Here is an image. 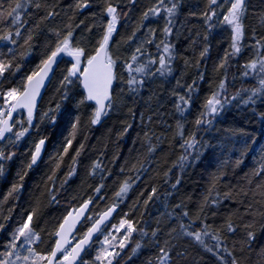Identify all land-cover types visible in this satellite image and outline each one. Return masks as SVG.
Masks as SVG:
<instances>
[{
    "label": "trees",
    "instance_id": "trees-1",
    "mask_svg": "<svg viewBox=\"0 0 264 264\" xmlns=\"http://www.w3.org/2000/svg\"><path fill=\"white\" fill-rule=\"evenodd\" d=\"M76 2L77 0H49V3L57 5L55 10L60 15L42 25L45 32L47 33L48 28L65 29L68 23L75 25L83 21L84 23L74 31L77 39L86 27L91 26L92 33H98L99 21L107 19L106 15L102 16L103 0H88L89 7L81 10L74 9ZM112 2L118 3L121 10L120 26L115 39L127 37L137 28V37L143 38L149 29H152L155 40L146 47L155 55V44L165 39L163 29L166 26V14L163 11L160 16L154 17L150 14L149 19L143 21V28H140V25L142 13L156 4L157 0H137L135 5L129 3V0ZM175 2L179 6L177 14L172 18V34L165 41L173 46L176 55L172 62V74L165 77L157 75L147 80L139 94L129 93L126 83H114L119 97L116 101L117 108L104 116L98 124L92 125L90 122L92 109L83 106L77 108L71 96L68 100H62L60 92L57 91L62 75L70 66L66 63L69 59L65 57V62L56 67L51 83L34 113L33 125H39V131L35 127L31 128L15 148L5 145L6 153L15 151L16 155L6 162L5 174L0 176V224L4 225L0 231V252L4 251V245L10 240L14 229L33 209L37 213L33 218V226L46 241L39 247L45 249L47 242L52 239L48 232L52 231L53 226L62 222L68 210L77 208L83 199L92 197L93 204L89 215L93 217L113 204L119 208L104 230L121 219H128L136 228L117 257L119 264H149V261L155 264L159 253L158 246L152 243V231L158 230L156 239L162 246L164 240L170 239L168 232L171 228L179 230L180 223L188 225L192 219H196L199 205L208 193L213 177L220 173H223L217 184L221 193L220 203L206 207L203 213H199L201 219L207 216L205 222L212 225L211 231L219 228L233 209L239 208L243 211L246 205L224 199L222 194L228 191L233 194L238 192L240 186L245 184L246 175L251 174L264 156V96L254 97L255 103H245L251 90L258 87V83L254 77L246 78L242 75L243 65L255 55L256 40L264 42V0L245 1L247 10L243 17L245 36L242 51L235 57L229 56L225 66L226 91L221 99L227 97L228 103L224 104L223 110L216 115L210 126L205 125L199 130L195 126V119L204 111L205 101L213 92L219 91L220 80L225 78V69H217L225 54L232 51L231 34L229 30L220 29V23L215 17L210 22L214 27L209 28L206 24L202 13L207 7V0ZM165 3L170 6L169 0H165ZM33 11L29 10L30 13ZM44 14L45 11H40L30 18L23 17L28 20L25 29L31 27L39 15ZM69 16H73L72 21H69ZM92 33L84 31L83 36L87 37ZM37 39L36 46L23 59H20V53L25 49L16 46L17 60L21 68L10 78L11 83L4 85L5 88L19 83L42 59L43 38ZM135 43L136 41H132L131 44H123L121 51H132ZM7 47L13 46L0 42V52H7ZM205 47L208 51L201 57L200 53ZM162 48L163 45L161 51ZM120 72L126 79L127 73L123 69H120ZM189 86L193 89L191 93L188 91ZM120 89L124 91L120 92ZM234 95L235 100L232 99ZM179 96L191 97L188 105H182L185 109L183 115L176 109V103L180 102ZM57 103L61 104V108L50 112L49 109H55ZM45 112H48L49 116H55V123L50 122L47 117L41 120ZM69 114L72 115L71 122L74 123L75 117L79 116L80 123L68 155L58 161L71 132ZM15 119L21 120L26 126L27 118L23 111H19ZM178 121L183 125V139L177 130ZM19 127L17 125L14 131ZM145 133L148 134L147 137ZM191 133H195L197 143L193 149H187L186 152V146L181 145ZM41 135L46 139L45 153L36 168L28 169L26 165L30 162L34 143ZM149 139L155 146V152L151 154L148 153ZM81 144L84 145L83 148H80ZM76 150L80 151V155L73 164L71 158L75 156ZM197 154L198 159L193 162V157ZM182 155H188V163L183 171L180 168ZM237 160H242V163L237 164ZM97 163L100 167L95 169L94 175H90L94 164ZM142 164L144 170H141ZM73 168L74 173L69 175ZM18 172H27L23 181H19ZM177 179L179 184H176ZM126 180L131 184V188L121 200L115 193ZM14 183H22L23 187L5 201L4 197ZM174 184L176 187H173ZM100 185L103 187L97 194L95 188ZM152 188H156V193L144 204ZM52 194L55 195V200L52 199ZM258 207L259 205H255L254 210ZM182 211H187L189 217H183ZM251 219L252 217L244 216L242 222H237L242 224ZM198 226H202L199 219L193 224V228L197 229ZM141 230L147 231L149 235L142 236ZM251 230L254 239L249 244L252 259L255 261L257 253L264 249V218L257 215L255 227ZM247 231L242 226L238 227L235 233L221 231V246L226 245L232 250L235 245V254L239 257V249L248 247V244L244 243L247 240ZM100 235L83 257L89 264H98L94 257ZM205 242L209 245L216 243L211 237H206ZM137 243H140L141 247L133 253L132 249ZM185 247L188 264H220L211 253L195 243L189 241L185 243ZM244 255L247 256L248 253ZM241 264H245V261L241 260Z\"/></svg>",
    "mask_w": 264,
    "mask_h": 264
},
{
    "label": "snow or ice",
    "instance_id": "snow-or-ice-1",
    "mask_svg": "<svg viewBox=\"0 0 264 264\" xmlns=\"http://www.w3.org/2000/svg\"><path fill=\"white\" fill-rule=\"evenodd\" d=\"M137 0H129V3L135 5ZM170 6L165 3V0H157V3L149 7L142 13L141 26L143 21L152 16H160L161 11L166 14V26L163 29L165 39L160 43H156L155 47L157 53H151L146 45L154 43L155 36L152 29L143 38L137 37L139 28L133 30L127 37L121 36L119 40L115 39L118 35V26H120L121 10L118 3H113L112 0H103L102 16L106 15V21L101 19L99 21L100 31L92 33V27L82 29L81 36L77 39L74 36L75 28L80 27V24L73 25L68 23L65 29L48 28L47 33L42 25L46 21L53 20L60 13L55 9L57 7L54 3H49V0H0V42L7 47V52H0V176L5 174L6 162L11 161L16 155L15 151H5V145L15 148L16 145L29 133L33 127L39 131V125H33L34 112L37 109V100L41 97V90L46 87L45 81L51 83L50 73H53L54 66L59 67L60 63L65 62L64 58L68 57L66 61L70 66L66 68L65 74L59 82L57 89L61 94L62 100H68L70 96L75 101L76 107H88L92 109L90 122L96 125L101 121L103 116H107L110 111L117 108L116 101L119 98L114 83L117 81L127 84V91L132 94H139L144 88L146 81L159 75L165 77L171 75L173 68L172 62L176 58L173 51V46L165 42L167 37L172 34L171 25L173 17L177 14L178 3L175 0H169ZM76 10L89 7L88 0H77L73 6ZM34 10L32 13L29 10ZM245 0H207V7L202 15L209 28L215 25L210 22L215 17L219 23L225 24L230 27L231 34V53H226L223 61L218 65V69H225L224 79L219 82V91H215L205 101L204 111L195 119V126L197 130L205 125L210 126L224 107L228 103L227 97L221 99L222 94L226 91V64L229 61V56L235 57L241 53L243 47V40L245 36V26L243 24V17L246 13ZM45 11L44 15H39L36 22L29 28L25 29L28 20L23 17L30 18L31 15ZM75 12L73 13V16ZM127 15V13H124ZM73 16H69V21H72ZM87 31L92 33L90 36H83V32ZM50 34V35H49ZM38 37H42V59L28 74H25L19 81L11 87L5 88V84L11 83L10 78L14 77L20 71L21 64L17 60L16 46L25 49L20 53V59L25 58L30 54L31 50L36 46ZM207 40V36H205ZM134 44V50L130 52H122L123 44ZM161 45H163L161 51ZM208 49L205 47L201 51L200 56L203 57ZM187 63V62H186ZM158 65V66H157ZM198 66V62H197ZM244 77L252 76L256 79L258 87L251 90V94L245 103H255L254 97L260 95L264 96V42L256 40L255 55L246 64L243 65ZM123 69L127 73V77L123 76L120 72ZM7 73V75H6ZM200 78L203 76L200 74ZM195 83V82H193ZM179 85V81H177ZM82 89V91H81ZM120 89V92H123ZM189 93L193 91L192 86L188 87ZM191 97L179 96V101L176 103V109L183 115L184 108L182 105H188ZM233 100L236 99L234 95ZM61 104L57 103L55 109H49L50 112L58 111ZM23 110L27 114L26 126L21 120L14 118L13 114ZM47 117L50 122L55 123V116H49L45 112L41 117L43 120ZM69 121L71 123V132L69 138L63 147L62 153L58 156V161H62L65 155H68L69 147L75 139L77 127L80 123L79 116L75 117V122L72 121V115L69 114ZM19 125L20 127L14 131V128ZM131 125H128L130 127ZM177 130L181 138H184L183 125L178 121ZM127 131V128H125ZM146 137L148 136L145 133ZM159 139V138H158ZM46 143V139L41 135L37 142L34 143V150L31 151L30 162L26 167L31 169L33 165L41 157V152ZM197 139L195 133H191L188 139L184 140L181 147L193 149ZM84 145L81 144L80 148ZM247 151V144L245 143L244 152ZM155 152L149 139L148 153ZM244 153H242L243 155ZM80 155V151L76 150L72 162L76 163V157ZM198 159L197 156L193 157V162ZM180 168L183 171L185 165L188 163V155L180 157ZM237 164L242 163V160H237ZM56 167H59L57 162ZM100 165L94 164L93 171L90 175L95 174V169ZM141 170H144L143 164ZM75 169H71L69 175L74 173ZM123 171V168L121 169ZM19 181H23L27 172L17 173ZM167 175V173H165ZM220 175L214 176L209 187L208 193L204 196L203 201L198 208L196 219L188 225L184 223L179 224V230L171 228L168 232L170 239H166L163 245H160L156 239L157 231L153 230L151 236L152 243L158 246V255L155 258V264H188V253L185 243L192 242L202 248L204 251L211 253L220 264H241V260L245 264H264V249L257 253V259L253 261L251 256V246L249 242L254 239V233L251 229L255 227V217L259 215L264 218V156L257 167H255L251 174L246 175L245 184L240 186L238 192L233 194L232 191L224 192L223 198L233 200L241 205H246L241 211L239 208L233 209L231 213L225 218L223 224L215 229L212 225L207 224V216L202 219L199 213H203L204 209L208 206H215L220 203L221 193L217 188ZM139 173L137 174V178ZM103 178V177H102ZM52 177H49L51 180ZM177 179L176 184H179ZM22 183H14L8 191L4 200L13 197V194L22 188ZM101 187L95 188L97 194L100 193ZM173 187H176L174 184ZM131 184L126 180L120 186L119 190L115 193L121 200L127 195ZM156 188H152L151 194L148 199L144 201L147 204L152 196L155 195ZM259 197V199H257ZM55 195L52 194V199L55 200ZM239 198V199H237ZM93 203V198L88 197L83 199L78 208H71L67 211V215L63 217L62 222L54 225L52 231L48 235L52 237L51 241L47 242V247L41 249L39 246L44 245L46 241L33 226V218L36 216V210L33 209L25 219L17 226L11 233L10 240L4 245V251L0 252V264H89L88 260L81 257V253H85L90 246L95 233L101 232V226L105 221L111 217L116 209V205L108 207L105 211L100 213L97 218L92 215H86L89 211L90 204ZM259 205L258 208L254 206ZM180 207V205H177ZM183 217H189L187 211H182ZM244 216L252 217L247 222L238 223L243 221ZM235 217L236 219H233ZM7 219V217H5ZM199 219L202 226L197 229L193 228V224ZM83 221V222H82ZM77 224H80V229L77 230ZM243 227L248 230L246 232L247 240L244 241L248 247H241L239 249L241 255L238 257L235 253L237 251L235 245L232 250L222 245L220 232L226 230L228 233H235L238 227ZM113 231L103 234V241L101 247L96 252L94 257L95 262L98 264H119L117 257L120 252L125 248L126 242L129 237L136 231L133 223L128 219H121L119 225L113 224ZM4 228L0 224V231ZM74 230L77 235H73ZM124 230V234L120 237L114 233H120ZM46 231V229H41ZM141 235L146 237L149 235L147 231L141 230ZM71 237V239H70ZM78 237V238H77ZM206 237H211V240L216 241L215 245H209L205 242ZM73 239L76 243L73 245ZM71 245V247H69ZM141 247L140 243L132 249L135 253ZM119 249V251L117 250ZM27 254H24V253ZM223 253L224 255H221ZM248 253L247 256L244 254ZM152 264V261H149Z\"/></svg>",
    "mask_w": 264,
    "mask_h": 264
},
{
    "label": "water",
    "instance_id": "water-1",
    "mask_svg": "<svg viewBox=\"0 0 264 264\" xmlns=\"http://www.w3.org/2000/svg\"><path fill=\"white\" fill-rule=\"evenodd\" d=\"M245 1H246V0H245ZM67 58H68V57H67ZM68 59H70V58H68ZM55 69H56V67L54 66L53 73H50V79H52ZM45 84H46V87H45L44 89L41 90V97L38 98V100H37V109H38V107H39V105H40V102H41V100H42V98H43V96H44V94H45V91H46V89H47V87H48V85H49L50 83L46 80V81H45ZM37 109H36V110H37ZM19 111H23V110H18V112H19ZM18 112H16V113L13 114L14 118L16 117V114H17ZM23 112H24V111H23ZM35 112H36V111H35ZM35 112H34V113H35ZM24 113H25L26 118H27V114H26V112H24ZM103 117H104V116H103ZM103 117H102V118H103ZM102 118H101V120H102ZM45 148H46V143H45V145H44V147H43V149H42L41 157H40L39 160L37 161V164H36V165H33L32 168H36V167L39 165V163L41 162V160H42V158H43V155H44V153H45ZM92 204H93V203H92ZM92 204H90V206H89V211L86 212V215H89V212H90V209H91V207H92ZM78 207H79V206H78ZM78 207H77V208H78ZM105 210H106V209H105ZM105 210H104V211H105ZM117 211H118V207H116V209H115V211L112 213L111 217H109V219L105 221L104 225L101 226V232H98V233H95V234H94L93 239H92V242H91L90 246L88 247L87 251H88V250L91 248V246L96 242V240L98 239L99 235L102 233V231L104 230V228H105V227H106V226L112 221V219L114 218V216H115V214L117 213ZM102 212H103V211H102ZM102 212H101V213H102ZM98 215H99V214H98ZM98 215L96 216V218L98 217ZM82 222H83V221H82ZM79 227H80V224H77V230L79 229ZM73 235H76V231H75V230H74ZM70 239H71V237H70ZM72 243H73V245H74V244L76 243V240L73 239ZM69 247H71V245H70ZM87 251H86V252H87ZM86 252H85V253H81V257H82V258L84 257V255L86 254ZM78 264H79V262H78Z\"/></svg>",
    "mask_w": 264,
    "mask_h": 264
},
{
    "label": "rangeland",
    "instance_id": "rangeland-1",
    "mask_svg": "<svg viewBox=\"0 0 264 264\" xmlns=\"http://www.w3.org/2000/svg\"><path fill=\"white\" fill-rule=\"evenodd\" d=\"M220 29L229 30L231 32L230 27L225 25V24H222V23H220ZM93 218L95 219L96 217H93ZM115 225H119V222L115 223ZM109 231H113L112 227H109L108 229L104 230L102 233L106 234ZM102 233H101L100 238H99L98 243H97L98 250L101 247V242L103 241V238H104ZM123 234H124V230H121L120 233H114V235H117L118 237L122 236ZM126 245H127V242H126ZM24 254H27V253L25 252Z\"/></svg>",
    "mask_w": 264,
    "mask_h": 264
},
{
    "label": "bare ground",
    "instance_id": "bare-ground-1",
    "mask_svg": "<svg viewBox=\"0 0 264 264\" xmlns=\"http://www.w3.org/2000/svg\"><path fill=\"white\" fill-rule=\"evenodd\" d=\"M146 27H147V26H146ZM140 28H143V26L140 25ZM133 50H134V49H133ZM41 101H42V100H41ZM116 207H118V206L116 205ZM118 210H119V208H118ZM117 212H118V211H117ZM115 215H116V214H115Z\"/></svg>",
    "mask_w": 264,
    "mask_h": 264
}]
</instances>
